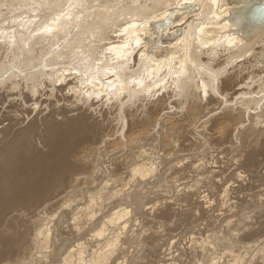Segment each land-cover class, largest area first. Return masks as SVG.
I'll return each mask as SVG.
<instances>
[{
	"label": "bare ground",
	"instance_id": "obj_1",
	"mask_svg": "<svg viewBox=\"0 0 264 264\" xmlns=\"http://www.w3.org/2000/svg\"><path fill=\"white\" fill-rule=\"evenodd\" d=\"M261 1L0 0V22L20 26L0 34V86L32 91L19 107L63 89L82 104L117 102L112 129L58 168L60 136L86 126L96 103L59 121L22 106L21 121L0 127V158L18 164L28 145L37 154L21 180L48 179L9 204L0 264H264V70L252 88L225 89L242 62L264 68ZM4 61L28 69L2 71ZM161 103L170 108L142 113L145 124L129 115ZM37 121L46 152L32 142Z\"/></svg>",
	"mask_w": 264,
	"mask_h": 264
},
{
	"label": "rangeland",
	"instance_id": "obj_2",
	"mask_svg": "<svg viewBox=\"0 0 264 264\" xmlns=\"http://www.w3.org/2000/svg\"><path fill=\"white\" fill-rule=\"evenodd\" d=\"M263 5H264V0H262L260 2V7H263ZM42 11H45V9H43ZM4 21H1L0 24H2V22H4ZM8 22H9V20H8ZM8 22H7V24L4 22V25L6 24L5 25L6 27L3 26V24L0 25V28L3 30L2 31L0 29V34L2 32H3L2 34H4V30H5V32H10L9 31L10 28L12 26H15V24H16V23H13L11 25L12 22L11 21H10V23H8ZM7 27L8 28L10 27L8 31L6 30ZM16 27L20 28V26H15V27H12L11 29H13V28L15 29ZM18 28H16V29H18ZM114 28L115 27L111 26L110 29L109 28L107 29V31H111V29H114ZM43 57L41 56L40 59L41 58L43 59ZM71 58L72 57H70V59H68L66 57L65 59H63V62H70ZM40 59L37 60V61H40ZM9 62L10 61L1 62V67H3L2 71L3 70L4 71L5 70L8 71V69L11 70L14 66H18V67H19V65L22 66V63H23V61H20L19 64L18 63L17 64L14 63L12 65V63L11 62L9 63ZM98 63H100V62H98ZM93 64H94V66L92 65V67L89 70L95 69V67H97V65H96L97 62L94 61ZM239 64H240V62L237 65H239ZM24 65L25 64L23 63V67H19V68L24 69V70L28 69V65H25V66ZM99 65H101V64H99ZM254 65H258V66L260 65L261 67H263V61L260 62L259 64H256L254 62V60L253 61L250 60L249 62H242V65H241L242 67L239 70H235L234 72H232V77L233 78H236L237 74L239 75L238 77H240V78L237 77L238 79H237V81H233L234 83L231 81L232 85H227L225 87V89H228V88H230L233 85L237 89H239L240 87H244V89L245 88L247 89L248 88L247 85H249V88H252L251 85H250L251 84L250 80L251 79H252V81L257 80L256 76H259L261 70H264V68H261L259 70V67L254 66ZM50 67L51 66H47L46 68L49 69ZM241 78H242V80H241ZM105 81H106V79L103 80V82H105ZM238 81H240V82H238ZM47 82H48V79H46V80L43 79L41 81L42 84H39V86L37 85L38 86L37 88L40 87L39 89L42 88V89H44V91H48L50 89V86H49L50 83L49 82L47 83ZM97 83H99V81H97ZM21 84H22V86H19V87L13 86L10 83H7L6 85L0 86V127H2L4 125H8V124L13 123V122L21 121L23 116L24 117L26 116V115H23V113L21 112L22 106L24 108H29V109H31L32 107L34 108L33 112L30 115V116H32V114H34L32 117L35 116V113H38V116H37L38 119L40 118V119H43L44 121H46V120L49 121V120L56 119L57 121H59L62 117H64V118L65 117H70V116H72V114L76 113V111H72V110H74L76 108H78V109L82 108L84 110V109L87 108V106L89 104H91V102L92 103H96L92 107L89 108L88 112H86V114L89 116V118L87 117L84 120L85 123L87 124L86 126H84V127H72L70 130L64 132L60 136V141L68 140L67 147L63 150V151L66 150L68 153L66 155L61 156V157H57V155L60 152H56V150H54V153L52 154V156L50 158L49 164L52 165V166H55L56 168H58L59 161L61 159H62L61 163L63 164L65 162V160L69 157V155H72L75 152L81 151L82 147L85 146L94 137H96V135L105 136L106 132L110 129L109 127H113V125H114L113 123L117 122V117H115L116 116L115 114H117V107H113V105L116 102V101H114V98H112L107 103H103L102 105H99V103L103 102V99L101 98L102 94L98 95V96H96V95L93 96L92 95L91 96L92 98H89L88 100L85 101L84 104H82L81 101H78V100L81 99V98H84L82 96L83 94H81V93L80 94H76L75 97H74L73 94H72L74 89L73 90L63 89L60 92L57 91V93H56L57 101L53 102V103L51 101H54V99H53L54 96H52V95H50L48 97L46 95H42L41 96V98L43 100H45V99L50 100L51 104L43 103L40 106L37 105V104L30 105L31 102L27 101L25 99V101H23V102L21 101L22 102V104H21L22 106L19 107L18 102L20 101L21 95H18V93L22 92L23 95L32 93V91L30 92L29 90H27L28 88L25 89L23 87L24 86V82L23 81H21ZM54 84L56 86L59 85L58 82H56ZM40 85H43V86H40ZM47 86H48V88H46ZM28 91H29V93H28ZM76 91H78V89H76ZM238 93H239V91H238ZM229 97H231V96H229ZM233 97L234 96H232V98ZM171 102H173V104L167 105L165 103H163V104L161 103V104L158 105V107L156 106V108L154 106H152V105H149L148 107L145 106L146 110H145V108L138 107V105H137V107H129L128 110L132 109V110H130L131 114H129V115L131 116V118L136 117L134 119L138 120L140 123L142 122L141 123V125H142V124H145V122L147 121V118H148V117H146L147 113H148L149 117L151 116L152 119H153L155 116L158 117L162 113L163 109H164L163 110L164 112H167V110H165V109H168V108L171 107L170 109H168V112L170 110H172V112L173 111L175 112L177 110V108H178V105H175L174 102H176V101H171ZM110 104H111V106H110ZM107 105L110 106V107L108 108ZM166 105L170 106V107H166ZM100 109H103V111H101L99 113ZM156 109H157L158 112L160 110V112L158 113L156 111ZM144 112L146 113V115H142V113H144ZM132 114L134 115V117H133ZM143 118H144L145 122H144ZM159 118H160V116H159ZM156 119H158V118H156ZM139 122H138V124H139ZM34 124L35 125L33 127V130L36 133L32 134V136H33L32 137V142L36 144V147L39 148V150L41 152H46L47 146L44 145V143L42 141L40 143L41 132L39 131L40 129H43L44 126H42V124L40 125V121L39 122L37 121V123L34 122ZM24 125H25V118H24L23 122H21V123H19L17 125L15 124L14 127L15 128H22V127H24ZM41 126H42V128H41ZM11 130L13 132L14 128H11L9 130V132H8L9 136L7 135V137H6L7 140L11 138L10 137L11 134H12L10 132ZM17 147L21 148L23 150L22 151V153H23L22 157L23 158L25 157V159L27 158L26 160H24L22 158L20 160L21 162H19L18 164L16 163L15 165L11 166L9 160L8 161H6V160L4 161L3 160V155L0 158V169H1L0 170V185H2L1 187L3 188V197H2L3 204L0 205V222L6 221V219L10 216L9 215L10 214L9 211L12 212V209L14 207V206H10L12 208L9 207V204H11V202H16V204L18 205L22 201H24V198H25L24 197V193H27V192H30V191H35L38 187H41V186H47L48 179H47V177L45 175L44 176H42V175L37 176L38 180H39L38 182H35L34 178L30 179V180H27V181L21 180V179H24L28 175L27 174V170H28V167L31 165L29 163L31 162V160L34 157V155L37 154V153H32V151H31V153H28V151L30 150V148L28 149V145H22L21 144V145H19ZM17 166H19V167H17ZM52 170H53V167L52 168L49 167V171L52 172ZM50 179H49V181H50ZM19 182H21V185L20 184L18 185ZM39 191H41V190H39ZM8 207L10 208V210H9ZM7 212H8V214H7ZM6 214H7V216L8 215L9 216L6 217Z\"/></svg>",
	"mask_w": 264,
	"mask_h": 264
},
{
	"label": "water",
	"instance_id": "obj_3",
	"mask_svg": "<svg viewBox=\"0 0 264 264\" xmlns=\"http://www.w3.org/2000/svg\"><path fill=\"white\" fill-rule=\"evenodd\" d=\"M258 20V19H257Z\"/></svg>",
	"mask_w": 264,
	"mask_h": 264
}]
</instances>
